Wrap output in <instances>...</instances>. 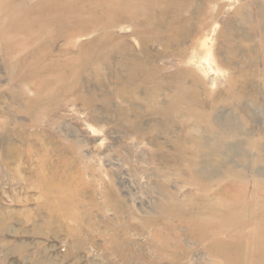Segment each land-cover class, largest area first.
Masks as SVG:
<instances>
[{"label": "rangeland", "instance_id": "obj_1", "mask_svg": "<svg viewBox=\"0 0 264 264\" xmlns=\"http://www.w3.org/2000/svg\"><path fill=\"white\" fill-rule=\"evenodd\" d=\"M0 264H264V0H0Z\"/></svg>", "mask_w": 264, "mask_h": 264}]
</instances>
